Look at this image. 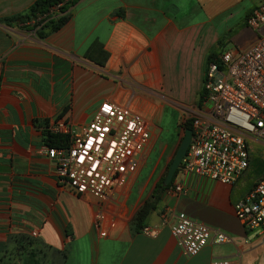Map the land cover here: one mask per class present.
Listing matches in <instances>:
<instances>
[{
    "label": "crops",
    "instance_id": "obj_1",
    "mask_svg": "<svg viewBox=\"0 0 264 264\" xmlns=\"http://www.w3.org/2000/svg\"><path fill=\"white\" fill-rule=\"evenodd\" d=\"M33 1L0 0V17L26 13ZM262 1L75 0L58 27L49 19L36 26L31 18L0 21V264H208L212 257L264 264L261 235L233 208L255 180L244 181L246 170L225 183L178 166L172 183L182 190L171 193L172 183L162 189L144 221L164 220L158 233L133 223L165 177L186 107L199 103L209 52L252 44L258 31L245 17ZM238 21L250 28L224 50ZM94 40L109 53L103 65L84 55ZM115 105H128L143 122L133 160L102 198L74 183L76 165L66 179L56 175L43 133L57 117L85 128L110 117ZM178 211L229 240L184 254L169 228Z\"/></svg>",
    "mask_w": 264,
    "mask_h": 264
},
{
    "label": "built area",
    "instance_id": "obj_2",
    "mask_svg": "<svg viewBox=\"0 0 264 264\" xmlns=\"http://www.w3.org/2000/svg\"><path fill=\"white\" fill-rule=\"evenodd\" d=\"M61 0L39 15L32 23L40 25L51 17L62 14ZM248 26L258 31V38L247 47L224 51L220 61H210L203 79L201 102L186 107L184 120L192 118L189 145L179 166L185 172H194L225 183L235 182L250 164V141L264 143V1L245 17ZM116 121L105 117L94 120L79 129L63 118L48 123L47 129L68 136V143L44 144L45 154L55 161V173L66 179L70 168L76 165L74 183L107 198L113 193L124 170V161H132L137 136L143 118L128 105H115L111 114ZM95 132V135H94ZM178 194L180 181L169 186ZM111 196V195H110ZM235 215L249 229L261 235L264 252V173L233 205ZM159 223L144 224L142 233L154 236ZM171 235L186 255L197 253L207 242L229 240L221 229L211 227L184 211L174 213L169 223ZM208 264H242L240 258L212 257Z\"/></svg>",
    "mask_w": 264,
    "mask_h": 264
},
{
    "label": "trees",
    "instance_id": "obj_3",
    "mask_svg": "<svg viewBox=\"0 0 264 264\" xmlns=\"http://www.w3.org/2000/svg\"><path fill=\"white\" fill-rule=\"evenodd\" d=\"M58 1H61V0H34L31 3V5L29 6L26 13H15V14L8 15V16H2V17H0V21L5 22V23H10L11 21L17 20V19L18 20H24L25 18L29 19V18L35 17V16L39 15L40 13L47 11L49 9V7H51L52 5L57 3ZM74 1L75 0L65 1L61 6V10H63L64 12L62 14L56 16V17L49 18V20L52 21L53 27H58L60 24H62L66 20L67 14L65 11L68 8V6L70 4H72ZM46 21H44V22H46ZM40 22L41 21L38 20V21L34 22L33 24L36 26ZM84 55L87 58H89L90 60L96 62L97 64L103 65L106 62V60L109 56V53L103 47V44L101 42H99L98 40H94L90 43V45L86 49ZM210 61H217V62L220 61L219 54L217 53V51L212 50L209 52V54L207 56V63H209ZM203 93H204V91H203V87H202L201 91H200L199 102H201V100L203 98ZM183 127L184 128L185 127H192V118L185 119V121L183 122ZM43 134H44V140L50 145H61V144H67L68 143V136L66 134H63L60 132H52L48 129L44 130ZM178 168L179 167H177V169L174 172L172 179L168 183H163L164 176L161 177V179L157 182L151 197H149L143 203V205L137 210V212L135 213L134 218H133L134 226L137 229H139L144 224V221H145L148 213L155 206V203L157 202V200L159 198V192L162 189L168 187L172 183L173 178H174Z\"/></svg>",
    "mask_w": 264,
    "mask_h": 264
},
{
    "label": "rangeland",
    "instance_id": "obj_4",
    "mask_svg": "<svg viewBox=\"0 0 264 264\" xmlns=\"http://www.w3.org/2000/svg\"><path fill=\"white\" fill-rule=\"evenodd\" d=\"M255 4L245 5L243 12L245 10L252 9L253 7L256 6ZM248 28L250 27H248L246 24H242L241 21H238V23L233 25L231 27V30L229 31V34L225 35V37L223 38L225 40L223 49L226 50L230 48H235L236 44L238 43V40L237 38H235V35L241 32L244 33V31ZM249 149H250V164L243 175V179L246 183L252 182L254 179H257L264 173V143L260 141L258 142L250 141Z\"/></svg>",
    "mask_w": 264,
    "mask_h": 264
},
{
    "label": "water",
    "instance_id": "obj_5",
    "mask_svg": "<svg viewBox=\"0 0 264 264\" xmlns=\"http://www.w3.org/2000/svg\"><path fill=\"white\" fill-rule=\"evenodd\" d=\"M105 120L106 121H109L111 120V122H114L116 121V118L112 116L110 117H105ZM191 133H192V129L191 127H185L184 128V133L178 143V146L175 150V153L172 157V160L167 168V171H166V174H165V177L163 179V183H168L173 175H174V172L175 170L177 169V167L179 166L180 162H181V159L183 157V155L185 154L186 150H187V147L189 145V142H190V138H191ZM95 192V191H94ZM100 197H102L98 192H96ZM104 198V197H102Z\"/></svg>",
    "mask_w": 264,
    "mask_h": 264
}]
</instances>
